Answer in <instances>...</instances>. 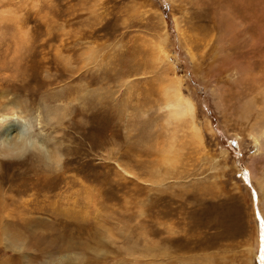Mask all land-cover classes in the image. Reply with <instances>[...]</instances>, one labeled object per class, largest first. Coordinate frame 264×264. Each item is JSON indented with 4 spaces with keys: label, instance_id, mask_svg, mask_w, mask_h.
Returning a JSON list of instances; mask_svg holds the SVG:
<instances>
[{
    "label": "rangeland",
    "instance_id": "1",
    "mask_svg": "<svg viewBox=\"0 0 264 264\" xmlns=\"http://www.w3.org/2000/svg\"><path fill=\"white\" fill-rule=\"evenodd\" d=\"M258 87L264 0H0V264H264Z\"/></svg>",
    "mask_w": 264,
    "mask_h": 264
},
{
    "label": "bare ground",
    "instance_id": "2",
    "mask_svg": "<svg viewBox=\"0 0 264 264\" xmlns=\"http://www.w3.org/2000/svg\"><path fill=\"white\" fill-rule=\"evenodd\" d=\"M222 20L225 22L226 29L228 30L230 28V22H229L230 19L228 18L227 15H225V19H222ZM228 32L232 34L229 30ZM161 45L162 44L158 46L159 48L158 51H159L160 56L169 60V57L167 55H164V53H162ZM237 77L241 80L246 78V79H251L253 81L254 74L252 72L243 71ZM181 83H182L181 80L178 77H176V80L173 83V86H169L167 89V96H168L167 107L169 108L168 117L170 120H179V121L186 120L190 125L189 129H190V134H191L190 135L191 140L195 144L202 146L203 141H204V135H203L204 130H202V127H201L202 125L198 124V122L195 120L196 110H195L194 104L189 98H186L184 96L182 88H181ZM258 88L260 90L259 94L263 96L262 97L263 104L262 105L260 104V107L261 106L262 107L256 110V111H259V114L256 119L257 121L254 123V126L250 134L254 142L257 145L258 152L262 154V152L264 151V89L262 87H258ZM252 110H253V107L251 106V104L246 103V107H245L246 114ZM0 116H2V118L0 119V150L4 155H10V156L17 155V154L21 155V154H24L26 151H30V149H40V144L44 145L43 143H41L42 141L39 140L38 136L35 137V135L30 134L31 132H29V129L27 131H24L23 134H20L21 131H19L13 137L12 136L8 137L7 134H9V132L12 130L14 123L15 122L17 123L19 121L21 123L22 120H20V118L22 117L20 118L16 116L6 117L7 115L5 116L4 114H1ZM209 129L210 127H208V130ZM173 148L175 147H171L168 151H166L165 156H164L165 160L167 161V163H169V165L173 164L176 161L175 160L176 153ZM260 177H263V176H260ZM261 186L264 192V180Z\"/></svg>",
    "mask_w": 264,
    "mask_h": 264
},
{
    "label": "clouds",
    "instance_id": "3",
    "mask_svg": "<svg viewBox=\"0 0 264 264\" xmlns=\"http://www.w3.org/2000/svg\"><path fill=\"white\" fill-rule=\"evenodd\" d=\"M23 132H24V129H21V132H20V134H23Z\"/></svg>",
    "mask_w": 264,
    "mask_h": 264
}]
</instances>
